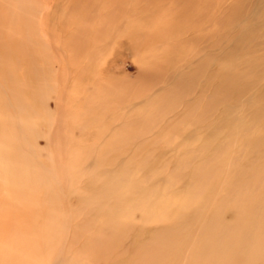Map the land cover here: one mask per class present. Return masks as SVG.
Masks as SVG:
<instances>
[{"label":"bare ground","instance_id":"6f19581e","mask_svg":"<svg viewBox=\"0 0 264 264\" xmlns=\"http://www.w3.org/2000/svg\"><path fill=\"white\" fill-rule=\"evenodd\" d=\"M89 1L92 0H75L69 10L76 11L79 4ZM93 1L98 7L81 11V17L74 21L77 28L70 34H74L75 41H68L64 51L69 62L93 52L91 47L102 50L100 38L115 34L124 26L127 33L138 36V44L132 43L135 48L148 42L144 57L149 62L140 68V73L162 76L166 83L174 80L162 96L147 95L141 99L139 104L143 106L131 119H125L128 111L125 105L120 106L124 112L117 121L122 127L144 125L168 130L188 105L197 104V113L183 116L184 124L192 128L185 137L139 139L122 132V145L105 147L108 153L122 149L125 154L138 156L144 146L161 142L166 143L162 147L169 152L159 163L133 164L125 161L126 156L118 160L117 155L110 162L114 165V182L94 196L99 200L90 211L103 221L96 244L105 252L108 263L264 264V0H176L181 6L178 14H183L178 17L188 16L202 2L203 17L197 24L205 25L216 53L204 50L208 43L196 44L200 37L197 33L189 36L174 34L175 29L167 32L160 27L140 28L136 21L156 12V2L141 5L142 0ZM206 12L210 15H204ZM37 13L33 0H0V58L25 56L32 60L50 56L49 48L38 47L39 40L43 44L49 38L41 32ZM156 19L161 23L163 18ZM67 24L69 20L62 21V28ZM230 25L235 26V34L223 31ZM154 33L160 36L155 38ZM161 42L165 46L155 51L153 48ZM187 43L196 46L183 51L188 48ZM173 56L175 59L168 64L167 58ZM158 59L164 60L159 63ZM210 61H215L214 70ZM31 69L22 80L13 73H7L5 78L18 87L17 91L20 88L37 92L38 101L46 109L48 73L39 65ZM208 71L210 80L203 83L198 78ZM196 86L202 92L194 101L189 96ZM4 88L0 89V183L10 199H25L28 190L40 186L45 204L51 212H57L55 205L60 203L64 182L75 173L72 171L70 178L61 177L40 158L35 142L43 135L36 133L35 123H26L30 113L23 112L27 108L23 99ZM207 89H211L210 94L205 92ZM113 92L108 89L105 94ZM128 102L130 99L121 98V104ZM180 104L184 110L176 112L173 120L167 119L163 108L177 109ZM47 148L53 152L54 166L61 171L82 163L77 155L69 156L48 143ZM98 149H89V158L96 167L108 163L95 152ZM105 171V175L110 173ZM160 173L164 176L160 177ZM99 178L91 179L89 185L96 184ZM52 221L49 218L44 222L48 233L41 243L45 246L52 242ZM35 243L34 247L38 245ZM134 246L141 251L127 254ZM118 251L123 252L117 255ZM68 258L61 250L53 264ZM34 260L30 257L25 264ZM69 260L81 264L77 258Z\"/></svg>","mask_w":264,"mask_h":264},{"label":"rangeland","instance_id":"374dc122","mask_svg":"<svg viewBox=\"0 0 264 264\" xmlns=\"http://www.w3.org/2000/svg\"><path fill=\"white\" fill-rule=\"evenodd\" d=\"M33 1H35L38 8L37 17L41 32L47 35V39L49 38L43 40V44L39 40L38 47L49 48L50 56L44 55L42 58L40 56L32 60L25 56L0 58V89L5 86L4 89H7L9 93L23 99L27 107L26 110L23 109V112L30 113L29 118H26V123L31 125L35 123L36 133L43 135V137H38L35 142L38 144L35 147L40 158L45 160L51 170L55 171L56 169L61 177L65 175V177L70 178L73 175L72 171L75 174L74 177L72 176L67 180V183L64 182L62 195L59 197L60 203L55 205L57 212H51L48 204H45L44 193L40 186L35 185L28 190V196L25 199H10L7 197L6 187L0 183V262H4V264H18L17 262L25 264L26 259L33 257L35 260L32 264H53L59 251L62 250L68 254L69 258L79 259L81 264H110L105 252L101 251L96 244V238L103 231L100 226L103 221L99 215L90 212L96 208L97 200H99L94 196L104 192L103 188L114 182L113 174H115V170L114 165L110 162L117 155L119 156L118 160H122V157L126 156V160H124L132 161L133 164L140 162L159 163L164 161L162 158L169 152H166L162 147L166 143L161 142L156 145L144 146L138 156L131 152L125 154L122 149L112 150L108 153L105 147L122 145V136L119 137L122 132L125 135H133L139 139L153 137V140H165L185 137L192 128L184 124L183 116L187 113H197V104L188 105L185 109L186 112H182L183 116L178 117V120L167 128L168 130L161 131L154 126L146 127L144 125L137 128L122 127L121 121H117L119 114L122 117L124 112L123 107L120 106L125 105L124 108L128 111L125 119H131L137 115L138 107L143 106V104H139L141 99H144L147 95L162 96V93L166 92L171 86L168 84L174 81L169 79L166 83L163 81L162 76L153 77L142 74L143 72L140 73V70L144 69L149 62L144 57L148 42L135 48L132 43L138 44V36L127 33V29L122 26L115 34L110 33L100 38L103 43L102 50L91 47L93 52L69 62L68 57L64 56V51L67 50L68 41L70 43L75 41L74 34L71 35L72 31L74 33L77 28L74 21L81 17V11L95 10L98 3L93 0L83 2L79 4L78 10L72 11L69 9L73 6L75 0ZM154 2H156L154 7L156 12L147 13L142 20L136 21L140 28L143 27L144 30H148L160 27L159 29H164L167 32L175 29L177 31L174 34L184 33L183 35L189 36L197 33L200 37L197 38L196 44L208 43L204 50L211 49L212 53H216L217 50L212 44L213 39L210 38V33L205 29V25L203 23L197 24L203 17L202 2L199 3L197 10L191 11L188 16L186 14L183 17H178V15L183 14H178L181 6L178 7L180 3H177L176 0H156L153 2L142 0L141 5L154 4ZM158 17L163 18L161 23L160 20L156 19ZM64 20H69L70 24H67L63 29L62 21ZM207 24L209 25V23ZM234 29L235 26L230 25L223 31L235 34ZM174 34L172 39L175 38ZM152 35L155 38L160 36L156 33ZM161 44L162 42L153 49L160 51L165 46ZM185 45L189 46L183 51H191L196 46L195 43ZM52 52L54 55L51 54ZM167 59V63L171 64L175 57H168ZM158 60L160 63L164 59ZM214 63L215 61H210L211 67L213 66L212 70L216 67ZM33 65H39L44 68V72L48 73L47 96L49 101L47 110L38 101L37 92L25 91V89L20 88L17 91L18 87L15 88L16 86L13 85L11 80L5 78L7 73H13L16 75L14 77L22 80L25 74L31 72ZM49 66H52V71L49 70ZM209 78L208 71L199 76L198 79L205 83L210 80ZM28 79L31 81V77H28ZM262 82H264V78ZM9 86L13 87L14 91L8 90L10 89ZM108 89L114 92L105 94ZM253 89L255 94L257 89L256 87ZM200 90L201 88L196 86L189 98L197 101L198 94L202 92ZM205 92L210 94L211 89H207ZM122 97L130 99V102L121 104ZM1 98L2 95H0V102L2 101ZM255 98L256 96L253 99ZM163 110H167V119L173 120L175 118L174 114L183 111L184 108L180 104L177 109L164 107ZM134 129H136L135 132L132 131ZM47 143L50 146L59 148L64 153L66 152L69 156L77 155L78 158L82 159V163L61 171L54 166L52 162L54 160L52 158L53 152L47 148ZM93 146L99 148L95 152L100 156H104L108 163L97 167L92 164L91 158H89V149ZM129 153L131 154L129 155ZM68 163L69 161L66 160L67 165ZM105 170L110 173L105 175ZM163 176L164 173H160V177ZM97 177H100L99 181L90 186L91 179ZM19 201H26L25 205H14ZM138 207L142 208L143 206ZM49 218L53 220L54 231L51 242L53 245L50 246V243L45 246L41 243V239L48 233L44 222L46 224V220ZM35 241L38 247H34ZM128 251L130 252L127 253ZM128 251L124 252L129 255L135 254L141 251V248L134 246ZM122 252L118 251L116 254L120 255ZM35 256L39 258H34ZM69 258L63 263L60 262V264H72Z\"/></svg>","mask_w":264,"mask_h":264}]
</instances>
